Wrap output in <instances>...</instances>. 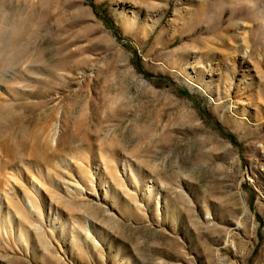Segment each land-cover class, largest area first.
<instances>
[{
	"label": "rangeland",
	"instance_id": "obj_1",
	"mask_svg": "<svg viewBox=\"0 0 264 264\" xmlns=\"http://www.w3.org/2000/svg\"><path fill=\"white\" fill-rule=\"evenodd\" d=\"M264 0H0V264H264Z\"/></svg>",
	"mask_w": 264,
	"mask_h": 264
},
{
	"label": "bare ground",
	"instance_id": "obj_2",
	"mask_svg": "<svg viewBox=\"0 0 264 264\" xmlns=\"http://www.w3.org/2000/svg\"><path fill=\"white\" fill-rule=\"evenodd\" d=\"M263 203H264V197H263Z\"/></svg>",
	"mask_w": 264,
	"mask_h": 264
},
{
	"label": "built area",
	"instance_id": "obj_3",
	"mask_svg": "<svg viewBox=\"0 0 264 264\" xmlns=\"http://www.w3.org/2000/svg\"><path fill=\"white\" fill-rule=\"evenodd\" d=\"M262 171H264V170H262ZM264 189V188H263ZM263 205H264V203H263Z\"/></svg>",
	"mask_w": 264,
	"mask_h": 264
}]
</instances>
